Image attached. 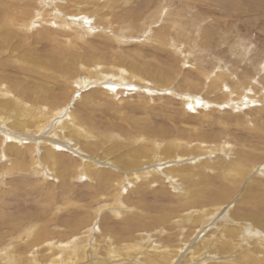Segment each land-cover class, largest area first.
<instances>
[{"label": "rangeland", "instance_id": "rangeland-1", "mask_svg": "<svg viewBox=\"0 0 264 264\" xmlns=\"http://www.w3.org/2000/svg\"><path fill=\"white\" fill-rule=\"evenodd\" d=\"M0 7V87L10 88L14 104L46 112L51 128L73 122L88 138L85 149L71 133L59 143L48 140L62 156L55 167L43 161L32 132L0 121V252L15 248L49 264L57 250L45 241L28 244L38 229L58 244L88 234V249L97 237L103 248L114 236L118 243L139 241L142 232L162 245L155 232L169 224L159 222L163 216L175 220L219 195L224 208L264 222V177L256 178L259 170L264 175V0H0ZM6 130L24 136L15 145ZM131 146L153 153L172 147L182 164L228 153L249 170L228 179L205 170L187 198L163 173L176 159L152 164L160 179L133 180L121 194L79 172L87 157L107 154L117 178H133L119 159ZM112 206L130 215L117 218L107 210ZM209 258L202 264H227Z\"/></svg>", "mask_w": 264, "mask_h": 264}, {"label": "bare ground", "instance_id": "bare-ground-1", "mask_svg": "<svg viewBox=\"0 0 264 264\" xmlns=\"http://www.w3.org/2000/svg\"><path fill=\"white\" fill-rule=\"evenodd\" d=\"M120 74L121 77L119 78L122 79L123 78L122 75L126 74V71L121 70ZM1 87L4 88L2 85ZM1 87H0V91H1L0 121L1 122L3 120L7 121L6 126L8 125L11 128L17 130L22 129L27 132H32L33 134L28 137L30 138L33 137L32 139L35 140L37 139V141L39 142L40 147L42 149L41 157L43 161H47V162L49 161L48 163L51 166H55V167L59 166L60 163L59 159L62 156L58 151L52 149L53 146L50 143L62 142L61 139L63 138L67 139V136H69L68 133H71V136L75 139L74 144L79 143L80 147L82 149H85L84 147H86V142L88 141V138L87 137L83 138L82 134L81 135L79 134L78 127L75 124H73V122H70L71 123L70 125H68L69 122L65 124L66 123L65 121H62L61 123L55 122L52 125L53 128H51L50 124L46 125V120L48 118L45 117L44 113L46 112H44L45 111L44 109H42L44 111L41 110L42 112H44L43 114H41L40 112H39L40 114L32 113L33 110L31 112L28 109L30 108L31 110V108L33 109V107H29L28 109L23 107L25 105L20 103L21 102L20 98H19L20 102L18 103H20L21 105L14 104L13 101L9 99L10 96L8 97L7 94L8 88L7 87H6L7 89L4 88L6 91L4 92ZM10 94L13 95V93ZM14 98H17V96L13 97L12 99ZM15 100L16 99H14V102ZM50 116L53 117L52 115ZM64 129L66 132H63ZM13 130H6L8 132L6 139H11V141L15 139L16 141L14 140V143L15 145H17L19 141H21L20 138H22V136L24 135H22L21 131L18 133ZM46 132L54 134L57 138L48 137L47 134L46 136H44ZM48 140L51 142L49 143ZM31 143H29L30 145H27L25 143L24 147L28 148V150L32 152L33 146H31ZM109 150L113 151L114 147L110 148ZM31 152H30L31 154L30 156L32 157L33 155ZM175 152L176 151H174L172 147L171 149L170 148L168 150L163 149L162 151L159 150V151H155L154 153L152 150L150 152L146 151L145 147L142 146H137V147L135 146L128 149L125 154L119 156V159L123 160L124 161L123 165H125V167L122 166L120 170H123L125 172L135 171L134 172L135 176L133 178L129 176H125V178H121V179L117 178V175L113 173V171L111 172L109 170V169L111 170L113 169L110 166L116 167L117 165L111 161L112 159H114L113 157L111 158L106 157L107 154H103L102 156L96 157L98 159H96L95 157L94 158L87 157L82 161V165L79 172L83 175H86L91 180H96L95 177H97L100 181L111 182L112 183L111 186L118 189L119 192L118 194H121V191H123L124 188L128 186L126 184L129 183L134 184L133 180H137V181L141 180L142 185H145V182L153 183L154 180L156 181L157 178L160 179V177L157 176L158 170L153 168V166L157 165L158 162L162 163V161L166 159H174V160L176 159V162L180 160L182 161V157L180 156V153L179 152L175 153ZM34 157L36 156L34 155ZM236 158L238 159L236 155H232L228 153L223 155L222 153V154H217L215 157H210V159L209 157H207L209 161L207 159L206 160L202 159L204 161L198 160L197 162H192V163L190 162L191 164L190 163L182 164L179 162L177 164L173 163L172 166L170 167L167 166V168L163 170V173L165 177L170 178L175 192L179 196H183L187 198L188 196L192 195L193 193L199 190L197 188L198 182L203 180L202 177H205L204 176L206 174V173L204 174L205 170L208 169H211L213 171L215 170L216 172L220 173L222 177L227 179L228 177H230L228 176L229 172L231 173L234 172L235 174H238L241 177L246 176L249 170L248 167L244 166L245 164L243 165L240 162H238ZM12 160L14 161V159ZM140 168L141 169L148 168V169L144 171L143 170L139 171ZM202 173L203 176L201 175ZM92 174H95L94 175L95 177ZM261 177H264V175L259 170V175L256 178L258 180H261ZM218 198L219 199L216 200L215 204L213 203L210 206L206 204H202L200 205L199 209L196 210L191 209L184 216L178 217L175 220L174 218L173 219L170 218L172 217V215H167L166 217L163 216L164 218H162V220H159V222L162 223L163 225L164 224L166 225V223L168 222L169 224H167L165 227L164 226L159 227V229L155 232L156 234L157 232L161 231L160 232L161 240L159 241L162 243V245L153 242V240L151 239L150 240L145 239L144 235L146 233L143 232L141 235L140 233H138L139 234L138 236H140L139 241H134L132 239V241H130L129 243L128 242L118 243L121 239L111 234L110 235L111 237L114 236L116 238H114L113 239L114 241H112L111 243L101 244V247L106 248L108 250L107 252L108 257H102L98 253V251H101L103 249L100 247L98 248V243H100L99 242L100 239L99 240L97 239L98 237L94 239V243L96 245L89 244L91 245V248L88 249V240L90 239L88 234H85L84 237L82 238H74L67 243L59 242L58 244L56 243L58 241L50 240L52 238L48 234L46 235L47 231L44 233L43 231H39V229L35 231L33 237H31L28 244L29 243L40 244L41 242L45 241L46 245L51 251L57 250L56 253L53 252L54 257L52 260L49 261V264H185L188 261L196 262V264H202V262L207 260L212 261L209 260L211 259L209 258L210 256L212 257V259L219 258V261L223 259L221 261L227 262V264H237L239 263L238 259L243 261L242 264H264V222L260 220L259 221L253 220L255 223H251L249 221L251 215H247L246 213L245 214L240 213L239 211L235 210L233 206L228 209L224 208L221 202L223 201L225 196L219 195ZM115 200L121 201L118 195L116 196ZM112 207L114 208V206ZM107 210H109L112 213V215H115V217L117 218H121V217L123 218L126 215H130V212H128L124 206H118V209L111 208ZM101 213H104L103 209H101L100 214ZM157 224L158 222L156 223V225ZM199 225H201V229L203 231L201 230L195 235L196 231L193 230ZM167 228L169 229V231ZM165 229L167 230L165 231ZM193 234L195 235V237L193 236ZM20 254L16 252L15 248H11V249L5 248L3 252H0V264H47L40 258V256L31 255L28 258H25L20 256ZM207 263L209 264L210 262Z\"/></svg>", "mask_w": 264, "mask_h": 264}, {"label": "snow or ice", "instance_id": "snow-or-ice-1", "mask_svg": "<svg viewBox=\"0 0 264 264\" xmlns=\"http://www.w3.org/2000/svg\"><path fill=\"white\" fill-rule=\"evenodd\" d=\"M86 23H87V21H86Z\"/></svg>", "mask_w": 264, "mask_h": 264}]
</instances>
